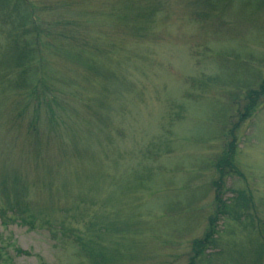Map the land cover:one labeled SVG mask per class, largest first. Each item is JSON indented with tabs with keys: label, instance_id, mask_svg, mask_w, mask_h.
Instances as JSON below:
<instances>
[{
	"label": "rangeland",
	"instance_id": "374dc122",
	"mask_svg": "<svg viewBox=\"0 0 264 264\" xmlns=\"http://www.w3.org/2000/svg\"><path fill=\"white\" fill-rule=\"evenodd\" d=\"M20 1L0 0V210L18 187L36 228L0 215L8 263L97 264V243L104 264H189L234 130L212 259L264 264V98L237 126L264 83V0ZM24 25L39 46L16 45ZM26 40L41 61L21 67Z\"/></svg>",
	"mask_w": 264,
	"mask_h": 264
},
{
	"label": "trees",
	"instance_id": "16d2710c",
	"mask_svg": "<svg viewBox=\"0 0 264 264\" xmlns=\"http://www.w3.org/2000/svg\"><path fill=\"white\" fill-rule=\"evenodd\" d=\"M18 1H19L18 4L21 5V7H23V8H35V7L32 6L31 2H30V5H29V3H27V1L26 2H24V1L21 2L20 0H18ZM70 3H72V6H74L73 2H70ZM70 3L68 1V3L63 4L62 8H68ZM37 8H38V6H37ZM35 25H36V22H35ZM36 27L31 25L30 28H28V27H26V25H24V27L20 28L18 30V32H19L18 33V39H16V41H15L16 45L18 46V44L21 43L20 39H22V38L24 39V38L30 37V36L31 37L32 36L33 37L37 36L38 41L34 44V48L39 46L40 45V43H39L40 42V37L43 35V33L42 32L39 33L38 32L39 28L38 27L36 28ZM45 31L49 32L50 30L47 28V30H45ZM46 36H48V34H46ZM66 37H67V33H66ZM34 48H33V42H29L28 40L25 41L24 46L22 48L21 47L18 48L20 53H21L20 58L18 57V61H19V64H20L21 67L23 66V63H25V61H26L25 59H27V58H31V60H33L34 59L33 57H35V60H39V62L41 61V58L39 56L37 57V55L40 54V53H38V49L36 51ZM23 51L25 53H27L30 57H27L28 56L27 55L26 56L27 58H24L23 57V55H24ZM31 56H33V57H31ZM38 82L39 83H38V86H37V90H35L34 92L36 94L35 98L37 99V105L40 106L42 104V99L45 98V95L42 93L43 87H44V86H42V82L40 80ZM248 97H249L250 103H249L248 107L246 109H244V112H243V114L241 116L240 122L237 124V126L242 125L241 123H243L247 119L251 118V116L253 114L254 115L257 114L258 103H259V101L262 98H264V83L260 87L259 91L257 90V91H254V92H250L248 94ZM257 101H258V103H257ZM22 103H23L22 100H20L17 103L18 106H17L16 115H15L16 117L20 116ZM32 134H33V136H37V138H38V134L35 132V130L33 131ZM232 137L234 139H233V142L231 143V145L229 147L228 152H226L227 154L225 153L224 155L221 156V160L219 161V164L217 165V170L219 171L220 179H219V181H217L215 183L214 186H215V188H217L216 189V194H217L216 202L218 204V208H217L216 216H218V217L211 219V222H210L211 228H210V231L207 233L206 238L204 240H200V241L194 242V246H193V249H192V253H191V258H190L189 264H214V261H213L212 258H213V255L215 253L214 251H215L216 245L218 243V240H217V235L218 234H217V230H216V223H217L219 217L226 218V217H228L230 215L228 208L230 207L231 204H230V202H228V204H226V200L224 198L225 195H224L223 189H224V186H225L224 185L225 178H226V176H228V172H225L226 169L234 168V166H233V157H234V154H235V151H236V146H237L236 143H235L236 142V138H235V135H234V130L232 132ZM35 144H41L39 139L36 140ZM16 184H19L18 180H16L14 185H16ZM4 185H6V182H5ZM14 189H15V199L14 200L10 199V196L7 193V190L5 188L1 191V195L4 197V199L7 200V205L5 206L4 210H0V215H2L4 218H7V219L8 218L11 219V217H14V218L18 219V216H19V217H21V220L24 223H27V225L31 229H35L36 228L35 220L31 216L32 215L31 212L29 210H27L24 207L23 203H22L23 202V198H22L21 189L18 188V187H14ZM0 200H1V198H0ZM9 200H11L13 202L11 205L8 204ZM246 200H247L246 198H240V200H239L241 203H243V206L239 208L238 215L236 216L237 217L236 219L238 221H239V219L241 217L246 218V219H249L251 217L249 214H246V215L244 213L240 214V213L245 211L246 207L250 203V202H248ZM247 209L249 210L250 208L247 207ZM30 216H31V218H30ZM51 225L52 224L50 222H49V224H47V226L50 229H52ZM259 229H260L261 233H264V224H262V226ZM97 235H98V233H97ZM90 242H92V240L86 241L85 239L81 238V239H78L77 243L80 246V249H81L82 252L90 251V252L93 253V251L88 247V244ZM95 246L98 248V250H100L99 252H102L100 255L104 256V258H101V259L100 258H98V259L95 258V262L97 264H100V263L104 262V259H105L106 262H108L107 261L108 259H107L106 255H105L104 250L100 249L97 243H95ZM3 250L4 249L1 248V246H0V264H10V263H8V262H10L9 258L6 256V253ZM18 253L19 254H25L22 251H18ZM94 257H95V254H94Z\"/></svg>",
	"mask_w": 264,
	"mask_h": 264
}]
</instances>
